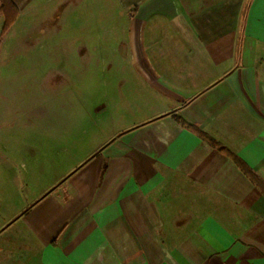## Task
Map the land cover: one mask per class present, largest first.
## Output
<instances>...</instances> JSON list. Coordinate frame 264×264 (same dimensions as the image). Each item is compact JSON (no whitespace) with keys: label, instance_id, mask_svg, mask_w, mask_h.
Instances as JSON below:
<instances>
[{"label":"crops","instance_id":"0c3cea01","mask_svg":"<svg viewBox=\"0 0 264 264\" xmlns=\"http://www.w3.org/2000/svg\"><path fill=\"white\" fill-rule=\"evenodd\" d=\"M112 2L126 58L144 65V115L20 219L0 212V235L13 229L0 251L14 243L12 264H264V0Z\"/></svg>","mask_w":264,"mask_h":264},{"label":"rangeland","instance_id":"374dc122","mask_svg":"<svg viewBox=\"0 0 264 264\" xmlns=\"http://www.w3.org/2000/svg\"><path fill=\"white\" fill-rule=\"evenodd\" d=\"M25 1L3 34L0 14V212L10 222L145 112L144 65L126 58V20L112 0ZM11 244L0 264H12Z\"/></svg>","mask_w":264,"mask_h":264},{"label":"trees","instance_id":"16d2710c","mask_svg":"<svg viewBox=\"0 0 264 264\" xmlns=\"http://www.w3.org/2000/svg\"><path fill=\"white\" fill-rule=\"evenodd\" d=\"M0 14H3L5 17V24L3 27L2 34L4 31L15 21V16L20 13V9L17 3L14 0H0ZM2 40V36L0 34V43ZM212 144H215L212 140H210ZM223 149V148H222Z\"/></svg>","mask_w":264,"mask_h":264}]
</instances>
